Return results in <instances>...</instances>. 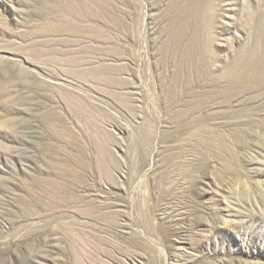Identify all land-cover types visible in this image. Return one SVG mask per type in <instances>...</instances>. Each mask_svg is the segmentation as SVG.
<instances>
[{
  "label": "rangeland",
  "instance_id": "1",
  "mask_svg": "<svg viewBox=\"0 0 264 264\" xmlns=\"http://www.w3.org/2000/svg\"><path fill=\"white\" fill-rule=\"evenodd\" d=\"M0 264H264V0H0Z\"/></svg>",
  "mask_w": 264,
  "mask_h": 264
}]
</instances>
